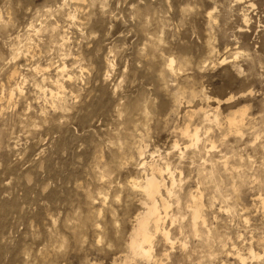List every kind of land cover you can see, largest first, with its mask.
<instances>
[{"label": "rangeland", "instance_id": "1", "mask_svg": "<svg viewBox=\"0 0 264 264\" xmlns=\"http://www.w3.org/2000/svg\"><path fill=\"white\" fill-rule=\"evenodd\" d=\"M68 2L0 0V264H264V0ZM149 164L176 181L147 261Z\"/></svg>", "mask_w": 264, "mask_h": 264}, {"label": "bare ground", "instance_id": "2", "mask_svg": "<svg viewBox=\"0 0 264 264\" xmlns=\"http://www.w3.org/2000/svg\"><path fill=\"white\" fill-rule=\"evenodd\" d=\"M68 1L69 2H73V3H75V4L80 6V4L83 3L85 0H68ZM63 3H64V1H63ZM64 6H65V4H64ZM69 17L71 19L75 18L73 15H69ZM37 30H39V29H37ZM54 31H52V32H54ZM59 35L61 36V34H59ZM63 39H65V38L62 37V40ZM63 43L61 42V44H63ZM173 62L174 61L171 58L168 59V61H167V63H168L167 64V68H168L169 72H171V73H173ZM224 62H225V59H222L220 61V64H223ZM63 70H65V65H63V64L56 69L57 73H63ZM14 73H15L14 70H13V72L11 71L10 76L12 77L14 75ZM65 75H66V73H65ZM64 81H65V79H64ZM53 85H54V83H53ZM58 85H60V84H58ZM14 88H15V86H14ZM55 89H54V91H55ZM58 98L60 99V97H57L56 99H58ZM208 98L209 97H206V99H208ZM59 99H58V101H59ZM213 110L214 109H210L209 111H205V110L203 111L202 110L204 112V113H202L203 114L202 117H203L204 121H207V122L208 121L209 122H216L217 121V114H216L215 110L214 111ZM243 114H244V112H242L240 114V118L239 119L237 117H235V116L234 117H229L227 119V125H228V131L229 132H234V133H239L240 132V130H239L240 128L239 127L242 124V120L243 119L241 117H242ZM182 134H183L184 137H186V140L188 138L190 147L191 146H197V144H198V142L200 140V139H198L197 129H194L192 134H190L188 131H185ZM189 146H185L184 149H187ZM177 147H178V145L175 143L174 144V148H177ZM140 152H141V148L138 149V153H140ZM142 152H143V150H142ZM222 164L225 167V163H222ZM145 165H146V162L143 160V162H141V167L142 166L145 167ZM170 170H169L168 166L165 167V168H162V167L160 168V167H156L154 165L149 164V174L146 177H144L143 182L142 181L133 180V179L129 180V184L131 185V188L133 190H135V189L138 190L142 194V196H144V201L142 202V205L144 206V210L142 212L137 213L134 216V219H133L134 220V226L132 227L131 233L129 235V242L127 244L128 250H129L130 254L132 255V257L146 258L147 261L151 258V254H152L151 253V249H152L151 248L152 247L151 244H152V241H153L152 240L153 239L152 236L154 237L153 233L154 234L155 233H160V235H162V238L166 242L170 241V238L168 236V232L162 227V224H161L162 223L161 221L163 220L162 216H161V213L164 214V217L167 215L166 212H165V209L167 208V201L164 198V195L165 196L168 195L170 197V195L173 193V185L175 184V181H176L175 177L173 176L174 174L172 173L173 171L170 172ZM164 175H167V181L169 182V185L167 184L168 182H165ZM172 195H174V194H172ZM199 197H197V196L191 197L192 198L191 222H192V229H193L194 233L197 232V228H196L197 220H200L201 223L204 224V220L202 219V217L200 215V211H201V207L202 206H201V204L199 202L200 201ZM160 209H162L161 211H163V212L159 211ZM233 254H234L235 258L241 264L244 263L245 259L243 258L242 254H240V252L236 251V252H233ZM249 254H250V256L252 258H255V257L258 256L256 254H254L251 249L249 250ZM114 264H115V262H114ZM120 264H128V263L125 260V261H123Z\"/></svg>", "mask_w": 264, "mask_h": 264}]
</instances>
